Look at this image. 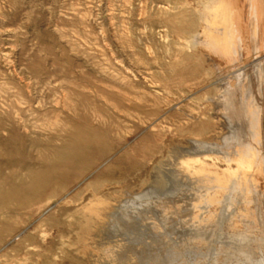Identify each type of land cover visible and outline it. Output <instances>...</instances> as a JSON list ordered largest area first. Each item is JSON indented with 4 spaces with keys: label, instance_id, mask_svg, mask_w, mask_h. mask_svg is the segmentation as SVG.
I'll list each match as a JSON object with an SVG mask.
<instances>
[{
    "label": "rangeland",
    "instance_id": "1",
    "mask_svg": "<svg viewBox=\"0 0 264 264\" xmlns=\"http://www.w3.org/2000/svg\"><path fill=\"white\" fill-rule=\"evenodd\" d=\"M155 4L0 0V264H91L88 254L95 250L87 239L98 223L87 224V215L97 200L106 197L115 204L124 194L132 197L151 181L156 166L167 171L171 153L192 142H207L213 147L200 144L197 150L211 153L223 136L236 135L217 106L218 75L209 61L198 57L172 65V32L159 22L163 18ZM250 16L248 33L239 36L254 50L248 61L253 62L243 73H234L239 75L236 80L242 79L235 84L244 94L249 86L254 88L255 102H260L264 83L250 69L261 62L257 57L264 49V23L254 13ZM252 79L257 83L251 87ZM256 110L253 123L240 121L249 136L256 134ZM64 145L84 149L83 157L55 156ZM168 197L173 201L157 197L164 200L163 205L158 200L159 208L153 197L137 203L139 217H144L139 218L141 248L162 253L166 264H228L225 256L215 257L216 235L218 241L212 237L208 252L185 240L194 236V229L183 224L190 211L179 207V197ZM161 205L173 213L170 224L161 216ZM133 247L126 240L117 256H137L139 250Z\"/></svg>",
    "mask_w": 264,
    "mask_h": 264
},
{
    "label": "bare ground",
    "instance_id": "2",
    "mask_svg": "<svg viewBox=\"0 0 264 264\" xmlns=\"http://www.w3.org/2000/svg\"><path fill=\"white\" fill-rule=\"evenodd\" d=\"M155 1L158 12L162 14L160 16L163 18V20L159 22L167 23L172 32V38L170 40L172 48H169L174 58L172 65L180 64L183 61H189L193 58L197 59L198 57L203 62L209 61L210 68L215 70L218 75V78L214 82V84L218 85V89L220 90V94L216 97L217 106L223 113L222 115L223 118L225 117L226 124H229L228 126L235 129L233 131H235L236 135L230 133L223 136L222 138L224 141L222 140V144L219 145V148L216 147L218 150L214 147L211 153L197 150L200 144L203 145H201L202 147L208 146L212 148L213 146L210 147L207 145V142L204 143V141L201 140L195 142L191 141L190 147L181 148L180 151L172 150L173 153H171L168 159L170 160L172 158V162L169 163V161L166 163H169V166L167 165L169 167L168 170L163 171L160 165L156 166L151 173V181L148 183L146 181V187L143 190L134 192L132 197H128L124 194L126 197L116 200L115 204H112L106 197L97 200L93 204L94 207L90 209L87 215V224L93 226L95 222L98 223L97 229L95 228L96 232L91 234V236L89 235L87 239V244L91 245L96 251L91 250L88 254V259L91 264H166L162 261L164 259L162 258V253L157 254L158 252L152 253L151 251L150 253L140 246V244L143 243L142 241H144H141L140 232L142 230L140 227H143V224L140 223L144 217H139L141 213H139L140 206L138 204L147 198L153 197L155 198L154 202L156 201V204H154L157 205L158 200L159 203L164 201L161 200L160 202V198L156 200L157 197L162 198L166 196L169 199L168 196L171 194L177 198L179 197L177 203H182L179 204V207L186 206L185 208L190 211V218L185 222L183 221L185 219L182 221L183 224L187 222V224L194 229V233L192 234L194 236L185 239H190L189 242L191 244H189L192 245V247L196 246L198 251V248H201L200 251H203L202 249L204 248L208 252L209 248L213 245L212 237L216 235L219 240L218 241L215 236V240L218 241L216 242L219 243L216 250H218L219 253L216 254L215 257L222 259L225 256L226 263L228 264H264V89L262 91L261 89L263 87L260 85L262 88L260 89L261 97H259V99L262 98V101L260 100L259 102V100L256 99L257 101L255 102L252 92L254 88H250L249 86L246 94H244L243 92L245 90L236 86V84H238L236 81L242 79L236 80V77H239V75L237 74L235 77L234 74L237 70L239 71L241 69V73H243V69L245 70V68L253 62H248L253 49H251L245 37L243 38L242 36H246L248 33V23L252 21L250 13H254L256 19H258L260 23H264V0ZM240 33L242 34V38L239 36L241 35ZM237 35L241 39H239ZM257 58L261 60V62L255 64L250 70H255L256 75L254 76H256V81L264 83V49L259 51V56ZM253 81L255 80L252 79L250 82L248 81L251 83V87ZM240 91L242 94L238 95ZM255 108H258V110H256L257 112L255 111L256 114H259V118L256 119L258 121L257 125H255L257 126V128L255 127L257 130H255L256 134L253 133L252 135L251 133L249 136V130L244 126L242 128V126H240V121L246 119L251 123L253 120L252 117L255 115ZM235 121L237 122L236 127L232 126ZM229 128L230 127H228V129ZM240 132L242 135L244 132L245 136H242ZM210 144L213 145V143ZM83 150L79 146L70 147L64 145L61 148H57L54 151V155H60L63 159L70 158L78 160L83 157ZM218 160L223 161L225 166L222 167L219 165L217 162ZM150 201H152V199ZM170 201H173L172 197ZM135 203L139 208L134 205ZM159 203L157 205L158 208ZM162 205L160 206L162 207L161 216L164 215L170 224L171 222L169 220L173 219L170 218V214L173 215V213L170 212L169 207H163ZM147 207L149 208V206ZM225 207V211H227L228 214L223 211ZM179 211L177 213L180 214ZM144 212H146V210L143 211V213ZM149 212L152 213V210H149ZM179 214H177V216ZM182 215H184V211ZM164 217H161V219ZM139 218H141V221ZM158 218H160V216ZM173 221L175 220H172V222ZM87 224L85 223V225ZM161 226H153V228L155 229L157 227L161 229ZM177 227L176 229H179V225ZM185 229L186 233L190 230H187V226ZM199 231H203L204 236H201V233H198ZM172 232L177 231L173 230ZM132 234L134 235L132 236ZM180 234L182 235V233ZM159 235L161 236V234ZM126 240L136 245V247L133 248L139 250V253L136 252L138 254L137 256H133V250L131 251L133 255H125V257L117 256V251L119 252V250H117L118 247L120 248ZM87 247L88 246H86V249H88ZM81 249L82 247L79 251H81ZM188 250H190V248H188ZM185 252L186 251L183 253L185 254ZM174 253H172L173 257L176 256V253L175 256ZM189 254L190 253H188V255ZM83 262L85 261H82V263ZM169 262L167 263L169 264ZM177 263L178 262H176V264ZM191 263L193 264L194 260Z\"/></svg>",
    "mask_w": 264,
    "mask_h": 264
}]
</instances>
